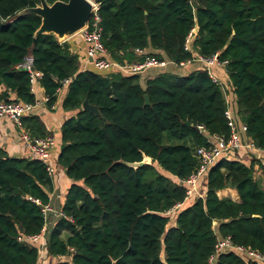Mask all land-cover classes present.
I'll use <instances>...</instances> for the list:
<instances>
[{
  "label": "trees",
  "instance_id": "1",
  "mask_svg": "<svg viewBox=\"0 0 264 264\" xmlns=\"http://www.w3.org/2000/svg\"><path fill=\"white\" fill-rule=\"evenodd\" d=\"M40 2L0 0V99L36 100L29 72L16 67L32 53L48 104L70 79L63 107L80 108L62 124L58 161L72 180L62 209L72 220L61 217L51 231L49 252L70 255L55 264H211L220 236L264 253V188L240 160L219 158L206 174L205 197L165 214L185 196V186L170 175L187 177L199 164L196 148L209 144L198 125L210 134L230 133L226 95L208 70L163 71L145 84L141 72L83 70L67 43L38 32L42 16L31 8ZM99 14L103 41L118 62L144 58L136 48L163 50L176 63L219 51L235 94L229 104L264 148V0H99ZM85 98L100 114L81 108ZM145 156L147 163L132 165ZM227 186L237 188L240 201L219 196ZM46 187L52 176L43 160L0 147V264L38 262L39 246L18 237L45 225L33 199L48 204ZM216 264L261 263L224 250Z\"/></svg>",
  "mask_w": 264,
  "mask_h": 264
},
{
  "label": "built area",
  "instance_id": "2",
  "mask_svg": "<svg viewBox=\"0 0 264 264\" xmlns=\"http://www.w3.org/2000/svg\"><path fill=\"white\" fill-rule=\"evenodd\" d=\"M101 16L99 14V4L93 5V12L85 28L82 31L84 39L88 42V55L92 60L95 67L99 70H107L113 67H120L128 73H140L146 68H164L168 66L169 60L160 59L154 56H150L144 52V48H136L137 51L144 55V58L134 61L118 62L109 56V52L103 41L102 26L100 24ZM195 29H193L186 41V48L192 47V40L194 38ZM175 62V61H174ZM199 62L203 65L213 79L214 82L219 84L224 93H227L228 83L223 81L214 71L213 67L223 66L225 71L228 72L227 59L220 57V52L216 51L213 54H201L196 53L194 58L182 60L177 63L180 67H186L189 64ZM176 63V62H175ZM18 69L27 70L30 74L31 88L33 90L36 80L43 76V72L35 67V57L32 53L27 54L25 58L17 64ZM70 79L62 81V85L57 88V94H59L63 88L68 85ZM49 96L45 98V102H48ZM228 101V107L226 114L228 116V125L230 126V133L228 135L210 134L204 124H199L198 128L201 129L208 137L209 144L201 145L196 148V156L199 159V164L193 172L187 177L180 178V183L185 186V196L181 201L176 202L172 207L165 211V214L174 216L186 202L192 200L196 195L200 194L201 183L206 177V174L210 167L215 164L219 158L232 150L238 149L242 146H246L252 149L263 148L256 145L248 135V125L240 121ZM40 100L23 101L20 99L1 100L0 99V117H6L14 121L21 128V138L30 147L31 153L34 157L43 160L47 165L48 173L52 176L55 172V167L50 163L52 149L56 145V139L51 134L36 136L31 134L23 124V117L32 113L39 105ZM42 206V212L45 219V225L39 232L32 234H21L18 239L22 242L41 244L45 243V236L47 234V223L49 216L53 211V207L49 204H42L39 199H33ZM61 216L72 220L71 216L61 211ZM44 247V246H43ZM42 245L39 247L40 252L43 249ZM224 250H234L246 259L256 260L261 264H264V253L258 249L248 247L245 245L235 244L230 236L219 237L215 245V249L210 257V263L216 264L217 256Z\"/></svg>",
  "mask_w": 264,
  "mask_h": 264
},
{
  "label": "crops",
  "instance_id": "3",
  "mask_svg": "<svg viewBox=\"0 0 264 264\" xmlns=\"http://www.w3.org/2000/svg\"><path fill=\"white\" fill-rule=\"evenodd\" d=\"M45 1V2H44ZM65 1V0H58ZM92 5L99 4V0H89ZM56 2V1H55ZM49 3L46 0H41V2L37 5L38 8H44L45 3L49 6H53L55 3ZM43 19V18H42ZM87 24V23H86ZM42 25H44V21H42ZM41 25V27H42ZM86 26V25H85ZM82 27L80 29L74 31H66L64 33H59L55 30L47 29L46 27L43 30V33H54L58 40L61 43H67L72 51V53L76 54L79 57L80 68L81 69H91L101 74H110V73H128L124 69L120 67H113L107 70H99L95 67L92 60L88 55V42L84 39L82 31L85 28ZM145 53L149 52H160L163 53V58L169 60L168 66L164 68H146L140 73V80L143 84H145L146 80L150 77H154L160 72L163 71H172L178 72L180 74H186L189 71L195 69L196 67H200L199 62H195L193 64H189L186 67H190L189 70L178 66L173 60L169 59V57L164 53L163 50L154 49L152 47L144 49ZM135 54H140L137 49L134 50ZM110 57H112L110 55ZM129 61V60H127ZM215 73L225 82L228 83V72L225 71L223 66L216 65L214 67ZM229 85V83H228ZM230 90V85L227 87ZM68 85H66L63 90L58 94V99L52 105H49L48 102H45V98L48 96L45 90V87L42 84L41 79L36 80L33 92L35 93L36 100H40L41 104L30 114H28L25 122L23 124L25 128L33 135H42V134H51L56 139V145L52 149L50 156V163L55 167V172L52 175V187H46L50 195V202L48 203L53 207V211L49 216V221L47 223V234L45 236V243H38L39 247H43L42 251L39 253L38 262L36 264H55L56 262L69 259L70 255H53L49 252L48 244L49 238L51 235V231L55 225V223L62 217L61 211H63L62 207L66 200V195L68 189L71 184V179L67 176L65 168L59 164L58 158L61 151V147L63 144L62 141V124L64 121L75 115L80 108L75 109H67L63 107V100L67 94ZM226 95V94H225ZM16 93L11 91V98H15ZM227 98V97H226ZM229 98V99H228ZM228 100L235 99V94L231 90L228 93ZM234 103V102H233ZM235 104V103H234ZM84 109L83 104L81 106ZM36 124L40 125V129H37ZM21 128L17 123L12 121L6 117H0V147L3 148L8 155L10 156H22V157H34L31 153L30 147L26 144V142L21 138ZM189 144H191V140H187ZM173 143H181L175 142ZM184 142V141H183ZM223 157L229 159L240 160L248 166L253 168L254 177L259 182V184L264 188V148L260 149H252L246 146H242L238 149L232 150L229 153L225 154ZM170 175V174H169ZM171 178L175 182H180V178L170 175ZM207 192V183L206 177L201 183L200 194L195 196L192 200H196L199 197H205ZM218 194L221 198H230L236 201H240V195L236 187L227 186L220 190H218ZM174 223V222H173ZM40 251V250H39Z\"/></svg>",
  "mask_w": 264,
  "mask_h": 264
},
{
  "label": "water",
  "instance_id": "4",
  "mask_svg": "<svg viewBox=\"0 0 264 264\" xmlns=\"http://www.w3.org/2000/svg\"><path fill=\"white\" fill-rule=\"evenodd\" d=\"M45 2V1H44ZM32 11L37 12L42 16L44 25L40 26L38 32L43 33L44 28L55 30L59 33L66 31H74L84 27L92 15L93 5L89 0H68V1H56L53 6H49L45 3L44 8L33 7ZM197 30V29H196ZM146 103H150V97L145 95ZM83 107L86 110L100 114L99 107L89 103L85 98ZM148 162V157L140 162L132 163V165L138 166Z\"/></svg>",
  "mask_w": 264,
  "mask_h": 264
},
{
  "label": "rangeland",
  "instance_id": "5",
  "mask_svg": "<svg viewBox=\"0 0 264 264\" xmlns=\"http://www.w3.org/2000/svg\"><path fill=\"white\" fill-rule=\"evenodd\" d=\"M193 65H191L190 67H183V68H185V69H187V70H189L191 67H192ZM215 67V66H214ZM214 67L212 68L213 69V71H214ZM215 72V71H214ZM228 93H229V89H227V93H225L226 94V97L228 98ZM229 99V98H228ZM232 100H229V103H231V105H232V102H231ZM175 142H183V140H178V139H175L174 140ZM148 161H149V158H148ZM158 168H159V170L160 171H162L163 173H166V174H169L167 171H165L164 169H162L160 166H158ZM205 178V177H204ZM204 180V179H203ZM173 222H174V219H172L171 220V223L170 224H173ZM162 255H164V251L162 252Z\"/></svg>",
  "mask_w": 264,
  "mask_h": 264
}]
</instances>
